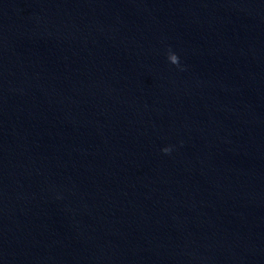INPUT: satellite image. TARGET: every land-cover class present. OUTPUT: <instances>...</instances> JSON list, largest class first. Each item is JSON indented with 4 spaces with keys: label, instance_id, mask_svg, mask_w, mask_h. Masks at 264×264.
<instances>
[{
    "label": "water",
    "instance_id": "obj_1",
    "mask_svg": "<svg viewBox=\"0 0 264 264\" xmlns=\"http://www.w3.org/2000/svg\"><path fill=\"white\" fill-rule=\"evenodd\" d=\"M0 264H264V0H0Z\"/></svg>",
    "mask_w": 264,
    "mask_h": 264
},
{
    "label": "clouds",
    "instance_id": "obj_2",
    "mask_svg": "<svg viewBox=\"0 0 264 264\" xmlns=\"http://www.w3.org/2000/svg\"><path fill=\"white\" fill-rule=\"evenodd\" d=\"M169 150L168 149H164V152L167 153Z\"/></svg>",
    "mask_w": 264,
    "mask_h": 264
}]
</instances>
